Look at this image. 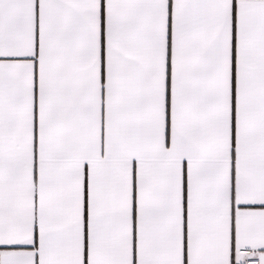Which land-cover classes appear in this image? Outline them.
<instances>
[{
    "label": "snow or ice",
    "instance_id": "6c2138e0",
    "mask_svg": "<svg viewBox=\"0 0 264 264\" xmlns=\"http://www.w3.org/2000/svg\"><path fill=\"white\" fill-rule=\"evenodd\" d=\"M0 264H264V0H0Z\"/></svg>",
    "mask_w": 264,
    "mask_h": 264
}]
</instances>
